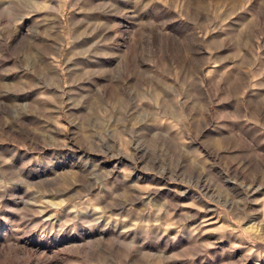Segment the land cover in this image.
I'll return each mask as SVG.
<instances>
[{"label":"rangeland","instance_id":"374dc122","mask_svg":"<svg viewBox=\"0 0 264 264\" xmlns=\"http://www.w3.org/2000/svg\"><path fill=\"white\" fill-rule=\"evenodd\" d=\"M0 264H264V0H0Z\"/></svg>","mask_w":264,"mask_h":264}]
</instances>
